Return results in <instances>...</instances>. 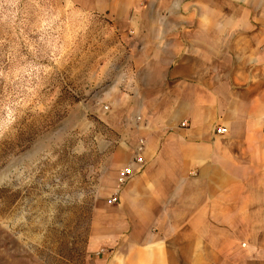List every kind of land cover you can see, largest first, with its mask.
Segmentation results:
<instances>
[{"label":"crops","instance_id":"crops-1","mask_svg":"<svg viewBox=\"0 0 264 264\" xmlns=\"http://www.w3.org/2000/svg\"><path fill=\"white\" fill-rule=\"evenodd\" d=\"M96 1L124 52L107 205L144 144L86 264H264V0Z\"/></svg>","mask_w":264,"mask_h":264},{"label":"rangeland","instance_id":"rangeland-1","mask_svg":"<svg viewBox=\"0 0 264 264\" xmlns=\"http://www.w3.org/2000/svg\"><path fill=\"white\" fill-rule=\"evenodd\" d=\"M87 3L0 0V264H86L118 215L120 15Z\"/></svg>","mask_w":264,"mask_h":264},{"label":"built area","instance_id":"built-area-1","mask_svg":"<svg viewBox=\"0 0 264 264\" xmlns=\"http://www.w3.org/2000/svg\"><path fill=\"white\" fill-rule=\"evenodd\" d=\"M225 132L226 130L223 126H220V125L216 126L215 128L216 134L223 135L225 134ZM143 144H144L143 139H139L136 145V148H135L134 155L131 158V162L118 169L116 183L113 187V191L111 195L107 199L110 205L119 203V194L121 192V189L126 184L128 179L132 176L134 170L142 166L143 159L140 153L142 151Z\"/></svg>","mask_w":264,"mask_h":264}]
</instances>
